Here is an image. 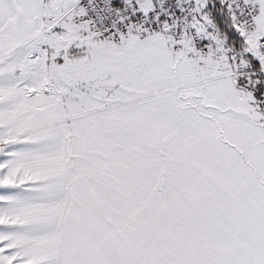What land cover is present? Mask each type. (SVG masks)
I'll list each match as a JSON object with an SVG mask.
<instances>
[{"label":"snow or ice","instance_id":"snow-or-ice-1","mask_svg":"<svg viewBox=\"0 0 264 264\" xmlns=\"http://www.w3.org/2000/svg\"><path fill=\"white\" fill-rule=\"evenodd\" d=\"M0 264H264V0H0Z\"/></svg>","mask_w":264,"mask_h":264}]
</instances>
